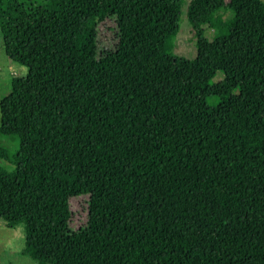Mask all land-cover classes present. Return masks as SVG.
Returning a JSON list of instances; mask_svg holds the SVG:
<instances>
[{"label":"trees","instance_id":"16d2710c","mask_svg":"<svg viewBox=\"0 0 264 264\" xmlns=\"http://www.w3.org/2000/svg\"><path fill=\"white\" fill-rule=\"evenodd\" d=\"M0 36L37 60L0 100V217L25 254L264 264L263 0H0Z\"/></svg>","mask_w":264,"mask_h":264},{"label":"rangeland","instance_id":"374dc122","mask_svg":"<svg viewBox=\"0 0 264 264\" xmlns=\"http://www.w3.org/2000/svg\"><path fill=\"white\" fill-rule=\"evenodd\" d=\"M185 10L186 6L183 5L178 22V31L173 40V53L187 59H191L195 56V46L194 38L186 19ZM203 35L210 40L214 33L211 28L205 26ZM32 44L33 39L22 40L21 52L17 60L12 61L4 54L0 36V100L9 92L10 81L13 76L24 77L28 66H35L37 64ZM221 76L222 74L217 72L212 81L220 79ZM0 148L4 150L6 155H11L18 148L17 137L0 134ZM0 166L9 169L11 164L8 162V159L1 158ZM72 204L73 207L80 206L82 201L79 203L74 201ZM71 210H77L80 212L82 209L81 207H76L71 208ZM74 220H78L76 212ZM70 228L74 229L75 227L70 226ZM23 239V223H17L14 226H9L6 221L0 217V264H40L25 254Z\"/></svg>","mask_w":264,"mask_h":264}]
</instances>
